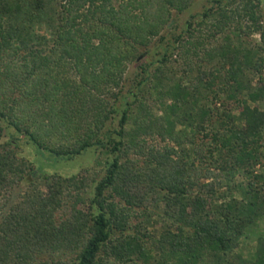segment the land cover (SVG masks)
<instances>
[{
    "label": "trees",
    "instance_id": "obj_1",
    "mask_svg": "<svg viewBox=\"0 0 264 264\" xmlns=\"http://www.w3.org/2000/svg\"><path fill=\"white\" fill-rule=\"evenodd\" d=\"M51 3V0H0V121H5L37 149L56 158H72L94 145L110 146L112 154L127 153L140 146L141 136L157 135L180 147V139L173 134L181 118L189 121L195 136L204 133L209 138L207 156L212 166L224 174L226 182H231L240 172L247 176V199L217 205L213 202L216 194L213 184L202 185L204 191L198 192L193 200L188 199V189L196 185L191 152L180 149L176 153L165 147L151 148L148 161L142 167L132 161L120 163V155L112 158L106 163L104 176L94 187L86 210L80 207L81 200L75 194L84 184V179L77 176L52 179L45 192L20 195L2 213L12 191L24 181L29 169L17 157L13 140H9L0 144V264H47L44 258L52 260L61 251H76L74 264H99L98 255L108 245V253L125 263L133 253L134 240L126 236L127 239L112 241L111 236L115 230H123L128 207L137 204L138 199L127 191L129 185L142 181H149L153 192L165 202L169 218L176 217L175 232L167 231L163 235L171 256L182 264H197L206 251L218 258L230 252L244 229L264 214V194L257 187L264 177L251 172L264 156V109L257 106L259 102L264 103V77L261 76L264 58L243 47H233L230 51L228 44L216 52L215 58L222 65L220 69L225 70L224 85L227 86L221 109L200 106L196 113L189 115L203 96L198 88L203 78H196L191 85L178 83L160 93L170 101L167 105L159 102L162 116L155 115L147 103L137 99L131 131L124 129L133 114L130 104L125 103L115 139L107 138L106 145L99 133L109 111L105 112L100 105L93 126H88L79 139L69 143L67 138L63 139L67 134L63 130L73 123L72 118L76 120V115L72 116L75 111L70 107L77 93L85 85L94 89L99 83L121 86V66L127 60H141L145 52L136 55L138 48H145L167 26L171 17L169 9L181 13L189 7V1L124 0L114 7L112 0H59L54 12L56 20L49 17V23L54 22L51 38H39L30 32L26 23L45 16L43 10ZM258 6L257 1L247 0L239 9L227 8L218 0L201 14V21L196 25L187 24L185 37L191 38L197 26L201 30V26L209 24L212 33L208 36L215 38L233 19L236 24L241 20L246 23L245 28L237 25L238 32L248 35L258 32ZM225 40L229 41L227 37ZM165 54L164 50L162 61ZM243 67L259 74L246 99L239 97L246 89L241 80ZM140 70L141 74L136 76L140 78L136 82L139 89L149 79L144 76L145 69ZM66 72L78 76L79 83L63 78ZM14 90L20 91L19 99L26 102L25 107H20L21 103L15 105ZM221 93L213 92L212 98L220 101ZM47 100L56 107L63 105V110L55 114L52 106L50 113L41 111L38 102ZM18 111L24 114L19 116ZM67 112L72 117H67ZM52 140L57 142L55 146L50 145ZM68 198L72 202L69 216L56 218L64 211ZM115 198L123 204L116 203ZM250 264H264V237L259 240Z\"/></svg>",
    "mask_w": 264,
    "mask_h": 264
},
{
    "label": "rangeland",
    "instance_id": "obj_2",
    "mask_svg": "<svg viewBox=\"0 0 264 264\" xmlns=\"http://www.w3.org/2000/svg\"><path fill=\"white\" fill-rule=\"evenodd\" d=\"M51 1V5L49 7L46 5L47 9L43 10L45 16L41 15V18L37 17L32 22L26 23V26L30 28V32L39 38H51L52 24L56 20L54 12L57 11L59 0ZM123 1L112 0V3L114 7H117ZM188 1L189 7L181 13L176 12L174 9H169L171 17L167 26L163 27L159 35L152 38L145 48H138L136 55L140 56L145 52L141 60L137 62L127 60L121 66L120 69L123 72L121 86L115 88L113 85L102 86L99 83L100 86L96 85L98 87L94 89L93 86L85 85V88H82L77 93L73 99V106L70 107L71 111H75L72 116L76 115V120L72 118L73 123L63 130L67 132L64 136L65 138H63L64 140L67 138L69 143H74L75 140L79 139L85 133L83 132L84 129L88 126H93L94 118L99 115L98 108L101 105L105 109V112L109 111L108 118L99 133L100 139L106 145L108 143L107 138L115 139V132L119 130V120L125 103L130 104L129 108L133 114L130 122L124 126V129L131 131L134 126L133 119L136 116L137 101L139 99H142L141 102L147 103L155 115L162 116L163 113L159 109V102L164 101L165 105H167L170 101L161 96L162 94L160 93L167 91L178 83L191 85L196 78H203L198 88L204 97L202 96L200 98V103L194 105L193 111L189 112V115L196 113L200 106L206 107L211 105L213 108L221 109L220 104L223 101L224 95H226L224 91L227 90V86L224 85L225 70L220 69L222 65L220 59L215 58L216 52H219L222 45L228 44L230 51L233 50V47H243L257 52L258 57L264 58V0H252L253 3H256V1L259 3L258 15L260 17V29L258 32L249 35L243 31L238 32L236 30L237 25L239 24L241 28H245L246 23L241 20L240 23L236 24L233 19L231 21L232 24L230 23L224 32L216 34L215 38L208 36L209 32L212 33L209 24L201 26V30L197 26L196 32L191 38L185 37V30L188 23L191 22L196 25V23L201 21V14L211 6H215L218 0ZM220 1L227 8L236 6L239 9L243 7L247 0H231L232 2L227 0ZM49 17L53 20L51 23H49ZM207 36L209 38H203ZM226 37L229 40L228 42H225ZM184 41L187 42L183 43ZM164 50L166 51V58L165 61H162ZM140 67L145 69L144 76H148L149 78L141 89L136 86V82L140 79L139 77L136 78L137 75L141 74ZM65 71H68V69ZM243 72L244 75L241 80L246 89L240 92L241 95L239 97L246 99L249 89L253 88L258 81L259 74H255L245 67H243ZM261 76L264 77V60L261 68ZM63 78L68 79L72 83H79L78 76L72 72L64 73ZM208 87L210 88L206 89ZM14 91L17 101L15 105L21 103L20 107H25L26 102H21L19 99L21 97L20 91ZM217 91L222 92L220 101L212 98V93ZM248 104L251 105L250 103ZM37 106L45 113H50L51 107L54 106L55 114L64 108L60 104L56 107L50 100L46 102L39 101ZM257 106L260 109H264V103L262 102H259ZM39 108L36 109L38 113L41 112ZM28 109H25V111H28ZM18 113L19 116L24 114V112L20 111ZM66 115L67 117H72L68 112ZM173 135L176 139H180V147L171 140H163L157 135H152L151 137L141 136L139 141H143L140 143V146L132 148L127 153L120 152L119 154H112L109 150L110 146L98 147L94 145L72 158H56L48 152L37 149L26 138L17 134L5 121H0V144H5L9 140H13L14 145L12 146H14L17 157L23 160L26 166L29 167L24 181L14 188L9 201L3 206L2 213H6L11 204L19 199L20 195H24L30 191L45 192L47 183L52 179L57 177L70 179L77 176L84 179V184L75 194H78L81 200L80 207L86 210L90 200L93 198L94 187L104 176L106 163L110 162L112 158L120 155V163L132 161L137 167H142L148 161L147 155L151 148L161 150L165 147L173 149L176 153L180 149L191 152V160L194 161L195 165V168L192 170L194 171L196 185L188 189V199L193 200L198 192L204 191L202 185L213 184L216 191L213 200L215 204L220 205L228 201H235L237 203L246 201L247 176L243 172H240L231 182H226L224 174L212 166V161L207 156L209 138H205L204 133H199V135L195 136L194 128L189 125V121L178 118ZM55 144L57 142L52 140L50 145L55 146ZM172 158L175 159L176 157L172 155ZM251 172L264 177V156L260 157L258 164L251 168ZM129 187L130 189H127L128 193L139 201H136L137 204L135 206L128 207L123 230L113 231L114 233H112L111 237L113 239L112 241L119 238L123 240L127 239L125 238L126 236L130 240L133 239V253L129 254V260L125 261V263L124 261L118 262L116 258L108 253L110 246L108 245L107 248H104L99 253L98 263L182 264L177 257L169 254L170 248L166 244L163 236L167 231L171 233L175 232L177 225L176 217L169 218L167 214L169 208L160 199L158 193L156 191L153 192L149 181L134 183L129 185ZM228 187L231 190H228ZM257 187L264 194V180L259 181ZM225 195L227 196L226 199L223 198ZM114 200L116 203L120 202L123 204L117 198ZM71 203V199L68 198L64 211L62 213L59 212L56 218L63 219L68 217ZM121 206L125 207L124 205ZM123 236L124 238H122ZM263 237L264 214L252 226L244 229L241 236L232 246V249H230V252L218 258L215 257L214 253L206 251L197 264H250L257 250L259 240ZM76 255V251H61L54 255L52 258L53 261L48 257L43 260L47 261V264H74Z\"/></svg>",
    "mask_w": 264,
    "mask_h": 264
}]
</instances>
